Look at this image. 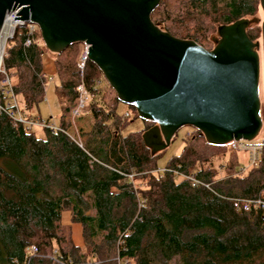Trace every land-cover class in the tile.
I'll list each match as a JSON object with an SVG mask.
<instances>
[{
  "label": "trees",
  "instance_id": "obj_1",
  "mask_svg": "<svg viewBox=\"0 0 264 264\" xmlns=\"http://www.w3.org/2000/svg\"><path fill=\"white\" fill-rule=\"evenodd\" d=\"M183 1L188 13L218 26L253 17L257 0ZM246 35L253 40L249 30ZM75 49L70 45L53 58L59 131L41 129L38 135L0 112V264H264V211L236 212L231 204L264 189V137L259 164L244 176L228 152L233 155L220 166L234 172L232 178L214 181L211 159L226 149L207 145L193 129L166 171L149 174L159 153L149 154L142 144L139 134L147 128L122 135L133 118L119 115L115 96L105 104L110 87L89 61L80 73ZM45 53L38 30L29 35L26 25L16 27L4 47L3 69L16 77L11 88L20 98L18 111L33 121L47 84ZM80 83L91 97L86 111L92 126L83 147L64 133ZM12 90L0 79L1 106ZM190 176L209 189L191 187L183 178ZM64 212L80 227L81 248L70 225L61 223Z\"/></svg>",
  "mask_w": 264,
  "mask_h": 264
},
{
  "label": "water",
  "instance_id": "obj_2",
  "mask_svg": "<svg viewBox=\"0 0 264 264\" xmlns=\"http://www.w3.org/2000/svg\"><path fill=\"white\" fill-rule=\"evenodd\" d=\"M161 0H0L5 16L36 26L44 48L60 54L83 44L117 101L151 124L139 134L149 154L161 152L182 127L222 147L259 135L258 42L250 20L216 27L211 49L177 39L151 21ZM264 15V0H258ZM264 64V18L260 24Z\"/></svg>",
  "mask_w": 264,
  "mask_h": 264
},
{
  "label": "rangeland",
  "instance_id": "obj_3",
  "mask_svg": "<svg viewBox=\"0 0 264 264\" xmlns=\"http://www.w3.org/2000/svg\"><path fill=\"white\" fill-rule=\"evenodd\" d=\"M180 0H161L159 5L154 9L155 12V20L158 22L156 24L162 31L165 32V30L175 34L178 37H184V39L192 40L196 42L198 45L202 46L204 49H211L214 45L215 39H217L216 35V27L214 23L210 24V19L209 17H204V18H197L195 14L188 13L187 10H185L186 5L185 3L179 4ZM183 2H186L185 0ZM255 8L256 11L254 13L253 17H246L248 20H250V25L248 26V30L250 32V35L253 38V42H258L259 43V48H258V56L260 57L259 65H260V72H259V81H258V98H259V103H260V110H259V115L261 119V129L259 132V135L255 139L256 141H261L262 138L264 137V64H263V58H262V52H261V43H260V24L262 19L264 18L263 12L260 8L259 1L257 0L255 3ZM166 10H169V15L171 19L167 18L163 12ZM157 14V15H156ZM193 16V17H191ZM151 17V21L153 22V19ZM154 23V22H153ZM39 43V42H38ZM76 45L75 49V54L73 57V62L76 64L78 68V63L79 59L81 58V55L83 54V48L81 44H74ZM5 47V46H4ZM48 52V51H47ZM43 56H48L50 60H48V63L53 66L54 70V61L53 58L56 56L55 54H50L45 53ZM41 57V63H42V71L45 74V68L44 66L46 64H43L44 57ZM46 58V57H45ZM46 60V59H45ZM79 70V69H78ZM47 74V84L45 87V94H44V99L40 103L38 107V113L39 115L44 118L45 120L50 121L51 123H54L53 121L56 119L59 111L55 107V99H54V93H53V87L54 85L49 84L50 80L54 82H57L55 77H51V73L46 72ZM49 75V76H48ZM48 77H51V79ZM1 80L4 78L3 75H0ZM8 79V84L10 85V90H12L16 84L17 80L16 77L13 76L10 78V76H6ZM13 85V86H12ZM13 94L12 99L14 100V103L17 107V109L21 111V102L20 98L18 95L14 93L12 90ZM114 93L111 90L109 93H107V96L105 94V104L111 102L113 98ZM121 109H123L119 115H123L125 112H129L130 116L127 117L126 119L129 120L130 118H133V121H128L126 122V128L121 131L123 134H127L130 131L133 132H138L139 129H145L149 128L151 124L146 121H141L138 118L132 117L130 110L127 108V106L120 105ZM75 103L73 105V108L70 110L69 114L66 116L65 120L68 123V127L64 131L67 136L71 140H73L76 144L81 145V147L84 146V143L86 140L89 138V130L91 129L92 126V119L91 115L89 112L86 111V107L84 108L83 112H81L80 116H77L75 118H71V111L74 109ZM132 109V108H131ZM133 110V109H132ZM134 111V110H133ZM135 113V112H134ZM124 118V117H123ZM142 124V125H141ZM142 127H141V126ZM40 127H34L31 129L34 133L38 134L40 133ZM192 128L189 127H182L180 128L172 138L170 144L168 147H166L164 150L161 152H158L159 155L156 158V167L157 169H161L165 166L166 162L171 158L176 155L181 150L182 147V139L185 137L186 133H189ZM155 153V154H158ZM236 155L237 162H238V167H245L247 163V158L246 155L243 152H233ZM207 154V152L205 153ZM230 154L228 153V150L226 149V152L223 150L221 152H216L215 156L211 159L212 160V168L214 170V177L213 180H223L225 177H231L234 172H226L220 164H224L226 161H228V157ZM156 170V169H155ZM241 175L237 174L239 176H244L246 175L249 170L247 171L246 169L244 170ZM149 174H155L153 171L150 172ZM234 177V176H233ZM232 178V177H231Z\"/></svg>",
  "mask_w": 264,
  "mask_h": 264
},
{
  "label": "built area",
  "instance_id": "obj_4",
  "mask_svg": "<svg viewBox=\"0 0 264 264\" xmlns=\"http://www.w3.org/2000/svg\"><path fill=\"white\" fill-rule=\"evenodd\" d=\"M17 10L18 9H14L13 11H10L9 13H7V15L5 16L3 27L0 30V75L4 76V78L1 80V83L6 85L8 87L9 91H10V85L8 84V79L6 78V74L4 72L3 63H2L5 43L8 39H10L12 37V34H13L16 27L26 25L28 28L29 35H32V33L35 30H37L36 26L28 23L27 21H13V18L15 17ZM9 20H11L12 24H10V28L4 33L3 28ZM29 43H30V38H28L25 41L24 45L28 46ZM81 46H82L83 52H84L85 46L83 44H81ZM86 61H87V58L84 57L82 54L81 58L79 59V63H78V69L80 70V73L84 70ZM9 95H10L11 99L4 106L0 105V112L6 114L8 117H11L13 119V121H16L20 124H23L26 127V129H28V130L33 129L34 127H40V129H48L50 131H59V128L55 124L49 123L45 120L36 119L35 121H33L31 119L22 118L20 116V113H19L15 103H14V100L12 99V93H9ZM90 98L91 97L87 93L84 85L82 83H80L76 87L75 107L71 111V118H75V117L81 115V112H83V110L86 107ZM12 106L15 108L14 114L11 113L12 112V110H11ZM122 116L127 118L130 116V113L127 111ZM255 139L252 141H249V142L243 141V140H237V141L232 140L223 146V147H225V149L228 150V152H243L246 155V158H247L246 166L240 167V171L238 174H242L243 172H245L244 171L245 169L247 171L251 170L252 168L257 167V165L259 164V161L261 159L262 152H263V146L259 141H256ZM78 146L80 147L81 145H78ZM165 171H166L165 168H161V169H156L153 172L156 175L160 172H165ZM183 178L186 179L190 183L191 187L202 186L205 189H209L208 184L201 183L198 179H196L193 176L183 177ZM128 179L132 180L131 176H128ZM231 204H232L233 209L236 212L248 213V212H250V210H262V211H264V189H262L258 193L257 197H255L254 199L236 198V199L231 200ZM31 250L33 252L35 251V249L33 247L31 248Z\"/></svg>",
  "mask_w": 264,
  "mask_h": 264
},
{
  "label": "crops",
  "instance_id": "obj_5",
  "mask_svg": "<svg viewBox=\"0 0 264 264\" xmlns=\"http://www.w3.org/2000/svg\"><path fill=\"white\" fill-rule=\"evenodd\" d=\"M44 57V60H43V64H46L45 66H44V68H45V71L46 72H48V73H51L52 75H51V77L53 76L54 77V70H53V66L51 65V64H49L48 63V60H50V58L48 57V56H43ZM46 57V58H45ZM46 59V60H45ZM45 72V74H47ZM49 76V75H48ZM51 77H48V79L50 78L51 79ZM49 84H57V82H54L53 81V83H52V80H50V82H49ZM121 105V104H120ZM55 107L57 108V105L55 104ZM58 109V108H57ZM123 109H121V106H118V112H119V114H120V112L122 111ZM58 115H59V113H58ZM58 115H57V117H58ZM57 117H56V119H57ZM38 119H41V120H45L44 118H42L40 115H39V113H38ZM56 119L53 121L54 122V124L56 123ZM48 121V120H47ZM48 122H50V121H48ZM51 123V122H50ZM142 125V124H141ZM140 125V126H141ZM142 127V126H141ZM141 129V128H140ZM139 129V130H140ZM130 132H133V131H130ZM186 134H188V133H186ZM122 135H125V134H123L122 133ZM160 169V168H159ZM112 191H113V189H111ZM61 223L62 224H69L70 225V227H71V238H72V241H73V243L75 244V245H77V246H79L80 248L82 247V243H81V235H80V227L77 225V224H71L70 222H69V214L67 213V212H64V213H62V215H61Z\"/></svg>",
  "mask_w": 264,
  "mask_h": 264
},
{
  "label": "bare ground",
  "instance_id": "obj_6",
  "mask_svg": "<svg viewBox=\"0 0 264 264\" xmlns=\"http://www.w3.org/2000/svg\"><path fill=\"white\" fill-rule=\"evenodd\" d=\"M10 24H12L11 20H9V21L5 24V26H4V28H3V32H4V33L10 28ZM259 61H260V57H259ZM259 68H260V65H259ZM259 70H260V69H259Z\"/></svg>",
  "mask_w": 264,
  "mask_h": 264
},
{
  "label": "flooded vegetation",
  "instance_id": "obj_7",
  "mask_svg": "<svg viewBox=\"0 0 264 264\" xmlns=\"http://www.w3.org/2000/svg\"><path fill=\"white\" fill-rule=\"evenodd\" d=\"M248 30V28L246 29V31ZM196 43V42H195Z\"/></svg>",
  "mask_w": 264,
  "mask_h": 264
}]
</instances>
